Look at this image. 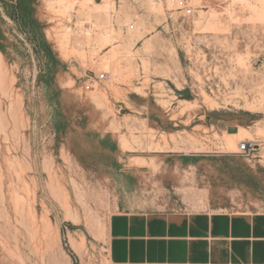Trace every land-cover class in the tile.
I'll use <instances>...</instances> for the list:
<instances>
[{"label": "rangeland", "instance_id": "obj_1", "mask_svg": "<svg viewBox=\"0 0 264 264\" xmlns=\"http://www.w3.org/2000/svg\"><path fill=\"white\" fill-rule=\"evenodd\" d=\"M187 4L0 0V264H109L117 212H264V0Z\"/></svg>", "mask_w": 264, "mask_h": 264}, {"label": "crops", "instance_id": "obj_2", "mask_svg": "<svg viewBox=\"0 0 264 264\" xmlns=\"http://www.w3.org/2000/svg\"><path fill=\"white\" fill-rule=\"evenodd\" d=\"M107 232L109 264H264L263 211H124Z\"/></svg>", "mask_w": 264, "mask_h": 264}, {"label": "built area", "instance_id": "obj_3", "mask_svg": "<svg viewBox=\"0 0 264 264\" xmlns=\"http://www.w3.org/2000/svg\"><path fill=\"white\" fill-rule=\"evenodd\" d=\"M171 1L178 10L182 11L184 15H190L192 13V9L187 4V0H169ZM105 77L104 73H100L99 75H94L93 78H90L88 83L85 85L86 89H90L95 82L102 80ZM247 142H241L239 145V151L245 153L247 150Z\"/></svg>", "mask_w": 264, "mask_h": 264}, {"label": "bare ground", "instance_id": "obj_4", "mask_svg": "<svg viewBox=\"0 0 264 264\" xmlns=\"http://www.w3.org/2000/svg\"><path fill=\"white\" fill-rule=\"evenodd\" d=\"M64 1V0H63ZM69 1V0H68ZM61 4V3H60Z\"/></svg>", "mask_w": 264, "mask_h": 264}]
</instances>
